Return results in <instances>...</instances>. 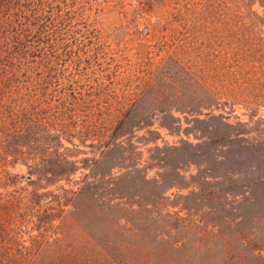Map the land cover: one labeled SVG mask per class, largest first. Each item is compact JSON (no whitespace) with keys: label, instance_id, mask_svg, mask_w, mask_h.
<instances>
[{"label":"rangeland","instance_id":"rangeland-1","mask_svg":"<svg viewBox=\"0 0 264 264\" xmlns=\"http://www.w3.org/2000/svg\"><path fill=\"white\" fill-rule=\"evenodd\" d=\"M0 264H264V0H0Z\"/></svg>","mask_w":264,"mask_h":264},{"label":"trees","instance_id":"trees-1","mask_svg":"<svg viewBox=\"0 0 264 264\" xmlns=\"http://www.w3.org/2000/svg\"><path fill=\"white\" fill-rule=\"evenodd\" d=\"M43 25H45L43 27L45 32L44 34H42L41 42H43L42 39H46L47 35L49 34V32L47 31V24ZM57 27L58 26H56V28ZM255 142H257V140L254 141L253 139H247L244 143L247 146H253ZM135 170H137V168H135ZM217 178H219V176L216 175L215 179ZM224 178L225 177H222V179ZM201 181L206 182L207 180L205 179ZM83 182L84 183L81 189L75 195L73 208L74 210L76 209L79 214H82L85 219L91 223V226H96L97 228L110 227L112 225L111 216L114 213L131 214L132 212H137V210L141 209H144L146 211H153V209L150 210V207L153 204H143V202L138 199V197H140L138 194L124 193L125 195H122L121 192H119L120 189H122L119 175L111 173L105 176L104 179H94L86 177ZM252 188L253 184H249L247 186V189L249 190H246L245 192V194H251L250 200L248 202H256L255 194H253V192L251 193ZM225 194L227 197L229 196L234 199H238L240 196H242V194H238V192L237 194H235V192L226 191ZM156 199V203H161V205L163 203L164 205V202L168 200V196H166L165 194H161L159 196L157 195ZM158 204H156V207ZM117 223L118 225L123 226L131 225V222L126 221L125 216L117 219ZM126 223L129 225H127ZM119 249H121V251H126L125 249H123L121 244L120 247H113L114 251H117ZM127 250L129 249L127 248Z\"/></svg>","mask_w":264,"mask_h":264}]
</instances>
